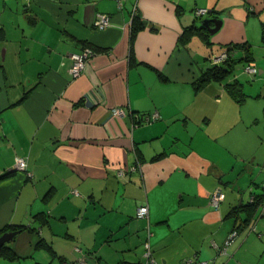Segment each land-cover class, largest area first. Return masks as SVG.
I'll return each instance as SVG.
<instances>
[{"label": "crops", "instance_id": "obj_1", "mask_svg": "<svg viewBox=\"0 0 264 264\" xmlns=\"http://www.w3.org/2000/svg\"><path fill=\"white\" fill-rule=\"evenodd\" d=\"M207 16L214 34L191 29ZM232 44L247 57L228 76L242 100L196 90ZM83 45L95 54L73 78ZM3 175L0 231L19 233L1 264H143L148 225L157 264H264V218L234 213L264 183V0H0Z\"/></svg>", "mask_w": 264, "mask_h": 264}, {"label": "built area", "instance_id": "obj_2", "mask_svg": "<svg viewBox=\"0 0 264 264\" xmlns=\"http://www.w3.org/2000/svg\"><path fill=\"white\" fill-rule=\"evenodd\" d=\"M118 4H119V7H121V2H119ZM194 13H195L196 17H200V16L208 14V11L205 9H196ZM133 16H134V14H132V17ZM109 25H110V17L107 15H101V14L98 15L96 18V21L94 22V27L96 29H99V30L105 29ZM94 54L95 53L92 49L86 47V48H83L79 52L71 53L69 55V58L71 60L69 72L73 78H77L78 76H80L84 72V70L86 68V64L93 57ZM230 56L235 57L236 52L235 51H230V52L225 51V52H222L221 54H219L217 56L212 55L207 60H208L210 66H215V65L222 64ZM242 71L245 74H256L257 68L253 62H248L242 67ZM232 79L233 78H231V80ZM111 113L115 117H121L124 114V112L119 108L113 109L111 111ZM156 117H157L156 114H154L150 117L149 116H143V117L136 116V123L135 124L139 125L140 123H150L151 121L156 119ZM14 165H15L16 170L25 173L26 176H28V177H31V174L29 172H27V162L25 159L17 157L15 159ZM118 173H119V175H122L123 172L119 171ZM223 198H224L223 193H221L220 190H216L211 195L209 202L213 207L217 208L218 204L223 200ZM251 201H253V197L251 198ZM261 215H264V206H262V208H261ZM135 217L137 219H148V206H147V204L141 205L136 209ZM146 234H147V238H146V241L144 242L143 264H157V262L155 261V259L152 256V252H151L150 237H151L152 233H151V230L149 228V225L146 228ZM232 236H235V233L232 234ZM227 244H228V241L224 245L226 246ZM224 249H225L224 247L222 249H220L219 253L223 252ZM75 250H78V249L75 248ZM182 264H212V262L188 259V260L183 261Z\"/></svg>", "mask_w": 264, "mask_h": 264}, {"label": "trees", "instance_id": "obj_3", "mask_svg": "<svg viewBox=\"0 0 264 264\" xmlns=\"http://www.w3.org/2000/svg\"><path fill=\"white\" fill-rule=\"evenodd\" d=\"M191 29L194 30L193 26L191 27ZM86 47L92 49L95 53V49L90 45H83L79 51H81L83 48H86ZM240 49L241 47L239 45L232 44L228 46V48L226 49V52L235 51L236 54L237 53L239 54L241 51ZM238 54L235 57L230 56L222 64L210 66L205 71H203L195 83L196 90L201 89L208 83H222L225 90L228 91L230 94H232L235 100L241 101L242 100L241 92H239L240 90L237 88L236 83L234 82L235 79H232V80L228 79V76L233 72L236 66L239 65L242 61L247 60V57L244 56V53H241L240 56ZM138 117H140V115ZM4 178H6L5 175L0 176V181L3 180ZM261 190L262 191L260 192V194L253 196V201H251L248 205L240 206L238 207L237 210H234V213L236 212L238 213L239 210L245 211L247 215V218L245 221L246 224L249 221H251L253 217L256 216L257 214H259L262 218H264V215H261V208L262 206H264V183H262L261 185ZM16 230L17 229L15 228L13 229L12 227L6 228L0 231V235H2L5 232L16 231ZM0 258H4L8 261H12L13 259H16L17 257L15 256L13 250L9 246L4 245L3 247L0 248Z\"/></svg>", "mask_w": 264, "mask_h": 264}, {"label": "water", "instance_id": "obj_4", "mask_svg": "<svg viewBox=\"0 0 264 264\" xmlns=\"http://www.w3.org/2000/svg\"><path fill=\"white\" fill-rule=\"evenodd\" d=\"M213 24L211 26L210 24ZM221 20L211 18L209 16L205 17L202 20H199L193 25L194 30H205L208 34L212 35L214 34L220 27ZM19 231H10L5 232L2 235H0V248L6 245L7 243L13 241V239L18 235Z\"/></svg>", "mask_w": 264, "mask_h": 264}, {"label": "rangeland", "instance_id": "obj_5", "mask_svg": "<svg viewBox=\"0 0 264 264\" xmlns=\"http://www.w3.org/2000/svg\"><path fill=\"white\" fill-rule=\"evenodd\" d=\"M213 56H214V55H213ZM239 70H240V67H239V69H238V67L235 68V72H237V71H239ZM262 220H264V219H262ZM14 239H15V238H14ZM14 239H13V240H14ZM11 244H12V241L9 242V243H7L6 245H7V246H10ZM0 262H4V261L0 260ZM0 264H1V263H0Z\"/></svg>", "mask_w": 264, "mask_h": 264}]
</instances>
